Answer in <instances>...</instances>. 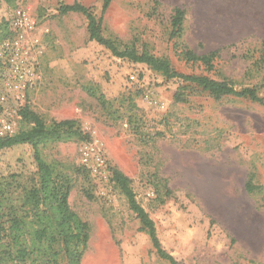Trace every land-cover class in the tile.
I'll return each instance as SVG.
<instances>
[{"label":"rangeland","instance_id":"1","mask_svg":"<svg viewBox=\"0 0 264 264\" xmlns=\"http://www.w3.org/2000/svg\"><path fill=\"white\" fill-rule=\"evenodd\" d=\"M73 3L101 16L103 0H0V41L20 35L34 73L16 107L17 130L26 106L46 124L73 119L85 135L40 145L43 160L70 180L69 206L89 226L80 264H169L140 230L112 170L129 179L178 264H264V0H112L101 26L121 48L146 50L183 75L254 89L262 103L214 99L113 57L88 40L82 15L59 13ZM174 9L184 13L179 35ZM18 13L26 25L14 24ZM187 51L213 53L211 69L187 61ZM86 149L102 156L107 178L82 163ZM0 160L14 199L37 181L29 145Z\"/></svg>","mask_w":264,"mask_h":264},{"label":"trees","instance_id":"2","mask_svg":"<svg viewBox=\"0 0 264 264\" xmlns=\"http://www.w3.org/2000/svg\"><path fill=\"white\" fill-rule=\"evenodd\" d=\"M111 1L103 0L98 19L89 9L77 3L62 5L59 13L82 15L87 23L88 40L104 47L117 59L145 65L166 80L194 85L214 99L233 96L263 102L254 89L237 91L226 82L177 73L164 58H157L146 50L138 51L134 47L121 48L115 41L104 37L101 33L102 15ZM183 16L182 10L174 9L172 35L180 34ZM0 31V38H4L7 34L6 22L0 23ZM183 55L189 62H201L208 70L212 67L213 53L197 56L187 51ZM20 115L24 128L0 138V153L17 145H29L33 151L37 181L24 187L14 199L12 193L7 191L11 184L7 180L8 175L0 173V264H80L89 239V226L69 206L70 180L55 172L43 160L40 145L81 141L85 135L73 119L46 124L26 106L20 110ZM110 180L126 199L130 211L141 225L140 230L148 235L156 255L169 264H178L160 247L154 222L136 201L129 179L112 170Z\"/></svg>","mask_w":264,"mask_h":264},{"label":"built area","instance_id":"3","mask_svg":"<svg viewBox=\"0 0 264 264\" xmlns=\"http://www.w3.org/2000/svg\"><path fill=\"white\" fill-rule=\"evenodd\" d=\"M14 24L26 25L27 21L18 13ZM16 36L11 40L0 41V138L11 136L17 131L16 107L24 102L25 90L34 77L26 46L22 37L18 34ZM262 96L264 97V89ZM81 161L93 173L107 178L105 162L98 152L89 149L82 151Z\"/></svg>","mask_w":264,"mask_h":264}]
</instances>
